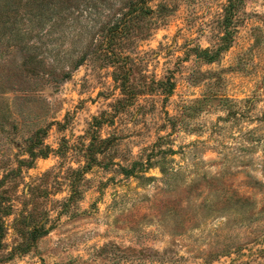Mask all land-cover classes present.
I'll return each instance as SVG.
<instances>
[{
  "label": "rangeland",
  "instance_id": "374dc122",
  "mask_svg": "<svg viewBox=\"0 0 264 264\" xmlns=\"http://www.w3.org/2000/svg\"><path fill=\"white\" fill-rule=\"evenodd\" d=\"M17 1L0 264H264V0Z\"/></svg>",
  "mask_w": 264,
  "mask_h": 264
},
{
  "label": "trees",
  "instance_id": "16d2710c",
  "mask_svg": "<svg viewBox=\"0 0 264 264\" xmlns=\"http://www.w3.org/2000/svg\"><path fill=\"white\" fill-rule=\"evenodd\" d=\"M66 0H33L30 9L33 11L31 18L33 23V30L37 29V35L43 32L47 25L62 24L65 20ZM16 0H0V13L10 5L17 4ZM29 3V2H28ZM32 7V8H31ZM17 8V7H16ZM16 10V9H14ZM11 38L20 40L22 34L20 28H13L11 30ZM83 57L78 61L81 64ZM39 229V228H38Z\"/></svg>",
  "mask_w": 264,
  "mask_h": 264
}]
</instances>
